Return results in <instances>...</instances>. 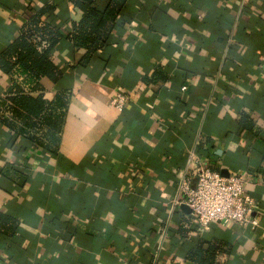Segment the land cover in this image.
I'll use <instances>...</instances> for the list:
<instances>
[{
	"label": "crops",
	"instance_id": "obj_1",
	"mask_svg": "<svg viewBox=\"0 0 264 264\" xmlns=\"http://www.w3.org/2000/svg\"><path fill=\"white\" fill-rule=\"evenodd\" d=\"M46 1L64 30L81 15L71 0H0V50ZM125 21L105 66L79 72L68 41L56 50L73 90L58 154L0 120V211L20 220L0 234V264H197L186 252L201 237L232 241V264H264V0H131ZM159 65L166 79L145 81ZM9 83L0 69V94ZM196 158L245 176L257 227L204 230L174 208Z\"/></svg>",
	"mask_w": 264,
	"mask_h": 264
},
{
	"label": "trees",
	"instance_id": "obj_2",
	"mask_svg": "<svg viewBox=\"0 0 264 264\" xmlns=\"http://www.w3.org/2000/svg\"><path fill=\"white\" fill-rule=\"evenodd\" d=\"M80 17L68 19L64 30L57 22L59 3L30 4L24 13L19 34L0 50V69L10 78L0 94V120L17 135L52 154H58L73 90L64 84L65 72L56 59V50L68 41L80 53L71 67L90 71L97 60L109 63L110 48L117 30L124 26L131 0H71ZM109 52L108 55H106ZM105 55V57H104ZM159 65L147 82L166 79ZM242 125L254 130L244 114ZM20 231L16 215L0 211V234L11 239ZM235 245L218 237L198 238L186 252L197 264H232Z\"/></svg>",
	"mask_w": 264,
	"mask_h": 264
},
{
	"label": "built area",
	"instance_id": "obj_3",
	"mask_svg": "<svg viewBox=\"0 0 264 264\" xmlns=\"http://www.w3.org/2000/svg\"><path fill=\"white\" fill-rule=\"evenodd\" d=\"M186 88V86H184ZM131 102L126 89L120 88L112 98V105L123 111ZM193 174H185L173 206L186 204L204 230L215 222L257 227L260 218L254 214L255 198L245 189V176L237 171L224 175L221 170L195 159ZM152 264H172L170 260L155 258Z\"/></svg>",
	"mask_w": 264,
	"mask_h": 264
},
{
	"label": "water",
	"instance_id": "obj_4",
	"mask_svg": "<svg viewBox=\"0 0 264 264\" xmlns=\"http://www.w3.org/2000/svg\"><path fill=\"white\" fill-rule=\"evenodd\" d=\"M222 173L224 174V175H229L230 174V172H228V171H226V169H223L222 170ZM184 209H186L187 211H191V209L186 205V204H183V205H181Z\"/></svg>",
	"mask_w": 264,
	"mask_h": 264
}]
</instances>
